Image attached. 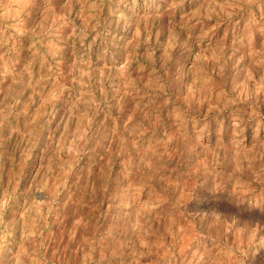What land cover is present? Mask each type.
Masks as SVG:
<instances>
[{"label":"rangeland","instance_id":"374dc122","mask_svg":"<svg viewBox=\"0 0 264 264\" xmlns=\"http://www.w3.org/2000/svg\"><path fill=\"white\" fill-rule=\"evenodd\" d=\"M0 121V264H264V0H0Z\"/></svg>","mask_w":264,"mask_h":264},{"label":"clouds","instance_id":"9594fccd","mask_svg":"<svg viewBox=\"0 0 264 264\" xmlns=\"http://www.w3.org/2000/svg\"><path fill=\"white\" fill-rule=\"evenodd\" d=\"M3 127V122L0 121V128ZM15 131V129H13ZM79 135V133H78ZM71 133L65 129L64 134L61 135L59 142L55 141L51 136L48 138V141H43L39 145L36 143L31 144V148L37 149L39 152H47L53 145H55V151L57 155L60 152L66 151L65 141L69 140ZM5 138L0 137V147H3ZM70 143L73 146L76 145V140H71ZM18 195H20V189L15 185L11 186L7 190H3L0 192V251H2L10 242L12 238H14V231L12 230V226L5 221V213L9 209L10 205L17 199ZM33 209L25 208L21 213V219L26 217ZM23 254V249H21V255ZM16 264H22L20 257L18 256L16 259Z\"/></svg>","mask_w":264,"mask_h":264}]
</instances>
